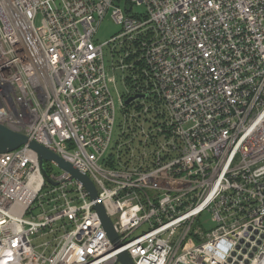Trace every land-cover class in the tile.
Here are the masks:
<instances>
[{"label": "built area", "instance_id": "obj_1", "mask_svg": "<svg viewBox=\"0 0 264 264\" xmlns=\"http://www.w3.org/2000/svg\"><path fill=\"white\" fill-rule=\"evenodd\" d=\"M122 1L0 0V125L97 193L0 154V264H264V0Z\"/></svg>", "mask_w": 264, "mask_h": 264}, {"label": "water", "instance_id": "obj_2", "mask_svg": "<svg viewBox=\"0 0 264 264\" xmlns=\"http://www.w3.org/2000/svg\"><path fill=\"white\" fill-rule=\"evenodd\" d=\"M129 101H127L126 103H128ZM23 145H27L38 156L41 171L44 177H46L43 168L44 162L56 164L59 169L65 171L67 174L70 175L72 179L76 180L84 187L91 200L96 199L97 193L95 187L87 175L74 169L69 163L65 162L60 157L48 151L36 142L29 141L28 138L24 135L13 132L0 125V154L14 151ZM94 210L98 214V217L107 234V237L114 244L115 248L120 247L121 243L118 240V236L113 229L110 219L106 216L103 206L101 204H96L94 206ZM118 262L120 264H132L131 259L126 253H122L119 255Z\"/></svg>", "mask_w": 264, "mask_h": 264}, {"label": "rangeland", "instance_id": "obj_3", "mask_svg": "<svg viewBox=\"0 0 264 264\" xmlns=\"http://www.w3.org/2000/svg\"><path fill=\"white\" fill-rule=\"evenodd\" d=\"M118 5L122 8H124L125 1L123 0ZM140 11H141L140 8L133 7V12L139 13ZM39 24H40V18L38 17L35 20V26H39ZM119 31H120V27L112 21L110 14H108L103 19L101 24L98 26L97 33L94 37V41L97 44L102 45L103 43L110 40L112 37L116 36L119 33ZM104 55H105V65L107 68H109V64L111 63V61H110L109 50L107 48L104 49ZM117 76L119 77L118 74H117ZM107 79H110V76H108ZM116 88H117L118 92L123 93L124 90H123L122 84L118 78L116 80ZM110 90H111V93L114 96V98H116L117 97L116 92L112 86H111ZM116 115H117L116 116V124H118L120 122V113L117 112ZM54 172H59V171L54 168ZM200 223H201L203 230L206 232H209L213 228V225L210 222V215L209 214L204 213L201 216Z\"/></svg>", "mask_w": 264, "mask_h": 264}, {"label": "bare ground", "instance_id": "obj_4", "mask_svg": "<svg viewBox=\"0 0 264 264\" xmlns=\"http://www.w3.org/2000/svg\"><path fill=\"white\" fill-rule=\"evenodd\" d=\"M12 42V41H11ZM0 120H2V118H0Z\"/></svg>", "mask_w": 264, "mask_h": 264}]
</instances>
